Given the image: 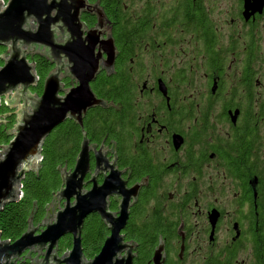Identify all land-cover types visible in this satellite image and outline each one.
I'll return each mask as SVG.
<instances>
[{"label": "flooded vegetation", "instance_id": "1", "mask_svg": "<svg viewBox=\"0 0 264 264\" xmlns=\"http://www.w3.org/2000/svg\"><path fill=\"white\" fill-rule=\"evenodd\" d=\"M245 1L121 0L127 21L107 23L118 57L113 75L98 76L133 88L90 110L82 132L137 190L121 232L133 264H264V0ZM95 164L92 151L86 183ZM122 201L110 198V211ZM95 217L108 230L96 213L85 223ZM26 255L18 264H32Z\"/></svg>", "mask_w": 264, "mask_h": 264}, {"label": "water", "instance_id": "2", "mask_svg": "<svg viewBox=\"0 0 264 264\" xmlns=\"http://www.w3.org/2000/svg\"><path fill=\"white\" fill-rule=\"evenodd\" d=\"M83 14L96 17L94 28L85 25ZM107 23L100 3L88 0H9L5 9L0 3V47L8 52V58L0 57V98L11 97L5 105L18 107L17 122L10 131L12 141L1 150L0 211L6 204L18 202L23 179L39 170L44 142L57 128L73 121L84 129L90 110L109 107L92 89L101 72L109 76L115 73L118 50ZM32 51L54 66L44 81L42 95L32 92L40 82L28 60ZM66 79L73 80L75 86L66 88ZM5 122L0 119V125ZM92 151L96 164L89 183L93 187L86 190ZM107 156L102 148L97 151L91 147L83 132L76 166L71 171L63 169L62 189L42 224L35 227L32 215L28 230L17 241H2L0 235V264H18L26 253V260L38 255L32 264H133L134 244L125 242L121 232L137 190L127 189L116 161ZM100 175H107L101 185L97 182ZM116 197L123 201L119 213L114 214L109 199ZM93 213L100 216L110 236L101 252L88 261L82 230ZM65 236L72 237V249L59 257V243Z\"/></svg>", "mask_w": 264, "mask_h": 264}, {"label": "trees", "instance_id": "3", "mask_svg": "<svg viewBox=\"0 0 264 264\" xmlns=\"http://www.w3.org/2000/svg\"><path fill=\"white\" fill-rule=\"evenodd\" d=\"M3 1L8 2L9 0ZM98 1H101L107 18L116 27L122 20L127 21V18L121 15L123 10V6L120 5L121 0H89L91 3ZM83 21L88 26L94 24V18L89 16H84ZM113 33H117V36L122 34L119 30L116 31L115 29ZM128 34H132V31L130 33L125 32L122 35ZM134 41L123 52L125 60L132 58L134 54V48H132ZM5 52H7V49L0 47V55ZM28 60L34 64L36 74L40 79L37 87L32 89V92L36 95H42L44 81L54 69V66L39 55H32ZM2 65L3 62L0 61V66ZM132 88L131 80H124L118 74L112 77L101 74L98 76L97 81L92 84L93 91L100 99H111L112 101L117 100V97L121 95V90L125 91ZM101 113L102 111H99L100 120ZM5 115L7 116L5 119L6 122L0 125V152L3 147L8 146L12 141L13 137L10 135V131L13 130L17 122L15 113L8 106L2 104L0 106V116ZM102 122L107 128L105 121L102 120ZM85 126L86 123L84 124V128ZM82 130L75 122L67 121L45 140L42 149L43 161L40 164L39 170L28 173L23 179L18 202L6 204L0 211V235L2 241L15 242L20 239L28 230L32 215L35 227L41 225L45 220L48 207L56 202L55 197L62 189L63 169L67 168L68 171H71L76 166L77 158L81 150L82 133L84 132ZM108 236L109 232L99 218L95 217L88 220L85 223L82 234L85 256L88 259L95 258L100 253ZM133 236L132 230L128 234V238H133ZM71 247L72 239L70 237L63 239L59 245L61 254L67 253Z\"/></svg>", "mask_w": 264, "mask_h": 264}, {"label": "rangeland", "instance_id": "4", "mask_svg": "<svg viewBox=\"0 0 264 264\" xmlns=\"http://www.w3.org/2000/svg\"><path fill=\"white\" fill-rule=\"evenodd\" d=\"M246 2V7H248V2H249V0H246L245 1ZM0 3H1V1H0ZM36 54V52H29V54H28V58L30 57V56H32V55H35ZM5 57V58H8V52H5L4 54H2V55H0V57ZM173 62V61H172ZM29 63L30 64H32L33 66H34V64L33 63H31L30 61H29ZM183 82V83H182ZM182 82H181V80L180 79H177V81L175 80V79H173V86L175 87V88H180L181 89V84H182V88H183V86H184V88L186 87V84H185V81H183L182 80ZM192 83H196V85L199 87V89L201 88L200 87V85H203V81L202 80H197V82H195V81H192ZM8 99H11V97H7ZM7 98H0V106L2 105V104H6L7 103ZM14 113L15 112H17L18 111V107H16V108H13V109H11ZM1 120H3V121H6L5 120V118L3 117V118H0ZM14 133V131L12 132V134ZM38 255L35 253V254H33L32 256H31V258L30 259H32V260H34V259H36V257H37Z\"/></svg>", "mask_w": 264, "mask_h": 264}, {"label": "built area", "instance_id": "5", "mask_svg": "<svg viewBox=\"0 0 264 264\" xmlns=\"http://www.w3.org/2000/svg\"><path fill=\"white\" fill-rule=\"evenodd\" d=\"M2 5H3V9H5L7 7V2L3 1V0H0ZM1 67V66H0Z\"/></svg>", "mask_w": 264, "mask_h": 264}, {"label": "bare ground", "instance_id": "6", "mask_svg": "<svg viewBox=\"0 0 264 264\" xmlns=\"http://www.w3.org/2000/svg\"><path fill=\"white\" fill-rule=\"evenodd\" d=\"M1 154H2V151L0 152V157L3 158L4 155L1 156Z\"/></svg>", "mask_w": 264, "mask_h": 264}]
</instances>
